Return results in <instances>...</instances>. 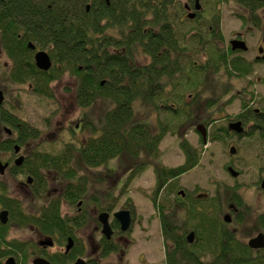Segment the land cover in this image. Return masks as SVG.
<instances>
[{
    "label": "trees",
    "instance_id": "16d2710c",
    "mask_svg": "<svg viewBox=\"0 0 264 264\" xmlns=\"http://www.w3.org/2000/svg\"><path fill=\"white\" fill-rule=\"evenodd\" d=\"M174 1L0 0V42L13 61L10 70L13 81L30 79L35 94L52 98L49 83L68 72L76 79L79 106L87 108L99 97L108 98L113 104L105 114L102 127H91L92 132L85 141L81 140L78 145L68 142L58 152L38 151L47 155L38 160L39 168L57 169L64 178L80 183L68 186L65 195L70 200L81 198L88 188L86 177L79 173L80 165L97 167L112 158L129 156L138 160L134 163V176L155 165L160 144L171 125L160 118L154 125L133 121L135 101H145L154 111H164L177 120L187 115L188 110L179 103V92L183 93L184 100L196 86L194 73L200 66L182 62L179 67L174 63V37L170 36L169 48H165L167 44L160 37L169 12L174 9ZM28 41L49 51L54 62L50 71L43 72L36 67ZM115 46L124 50L111 51ZM188 47L191 49V45ZM142 57L148 62L142 61ZM222 67L228 68L231 74L239 63L221 57L214 49L211 72H220ZM205 70L203 67L197 71ZM17 115L5 111L2 118L14 132L15 128L20 130L18 142L26 144L40 137L36 127ZM14 142L10 137L0 139V155L13 154ZM180 142L187 152L185 163L174 167L156 164L157 186L151 196L161 215L167 264H264V251L255 254L223 222L222 197L217 192L198 199L196 208L186 210L187 221H191L197 235L193 244L187 242L185 231L164 210V202L158 199L161 193L177 191V178L200 161L198 149H190L185 140ZM141 156L143 159L139 160ZM30 165L29 162L26 167L32 168ZM0 205L11 213L8 224L0 222V264H5L11 255L21 264H30L34 247L28 240L10 237L12 225L34 226L49 235L58 231L64 239L67 234L73 235V226L63 217L57 200L37 216L26 210L22 199L11 197L8 188L0 184ZM131 206L127 208L132 210ZM85 222L86 218L81 216L73 221L77 227ZM113 224L119 227L116 220Z\"/></svg>",
    "mask_w": 264,
    "mask_h": 264
},
{
    "label": "flooded vegetation",
    "instance_id": "af4514ba",
    "mask_svg": "<svg viewBox=\"0 0 264 264\" xmlns=\"http://www.w3.org/2000/svg\"><path fill=\"white\" fill-rule=\"evenodd\" d=\"M169 14L170 17L166 21L167 25H164L165 29L162 28L160 32V37L163 39L164 43L167 44L165 48H169L170 36H173V42L175 43L174 63L179 67L182 62L194 64L196 67L200 66L194 73L198 81V83H196V86L191 91H189L184 100L181 98L183 93L179 92V103L182 108L188 110L187 115L184 116L186 117V119H190L191 116L192 118L193 116L195 117V108L199 102L198 100L202 92H204L205 90V82L210 78L212 74L211 65L214 60V49L217 50L219 55L221 54V57L225 56L228 57V59L234 61L237 60L239 63L238 69H234L232 73L230 72L231 74H229L228 68L226 69V67H222L221 71L224 73V75L228 76L229 79L227 86L224 90H222V95L220 96V98H218V101H220L221 98L223 100L224 96L228 95L229 92L231 93L234 90L235 87L229 82L231 81L230 79H236L238 82H240L237 91L238 96H235L237 97V99L235 100L239 101L237 112L231 114L228 112V110L226 111L223 107L224 105H222L220 109L214 111L211 114H207L204 119L196 121V123H194L193 125L192 121H188L187 123L190 122L191 126L186 127V129H184V126L186 125L178 126L179 136H182L180 141L185 140L186 145L190 149H198L200 154L201 151L203 152V149L195 146V144H192L191 139H189L187 136L188 133H185V131L188 130L189 132L190 130V132L196 133L198 135V142L201 143L203 147H207L210 144L217 142L227 143L228 153L230 154V156H228V159L223 165V169L227 170L235 180L232 184H227L226 182L221 183L220 181L216 182V189L214 191V194H216L217 192L221 197V188L222 190L227 192L226 199L229 202L225 204L222 200V203L220 204V215H228L229 218H231L229 222L225 220V216L222 219L229 228L232 222L243 221V211L246 207H248L246 203V194L248 192H254V188L258 187V193L261 196H264V164L258 168V184H256V180L251 181L250 183H241L237 179L244 173V171L240 170V168L238 167L242 158V150L240 145L241 141L249 139V144H253L252 142L254 140V143L257 144L256 148L258 149V153L260 154V157L264 163V0H175L174 9L172 10V12H169ZM229 17H232L239 24V29L235 31L234 35L231 38L228 37L227 29L225 27L226 19ZM171 28L173 29L172 32ZM166 29H168L169 31H167ZM183 33L185 34L184 36ZM233 41H238L239 44H241L240 47L235 49ZM183 44L185 45L182 46ZM187 44L192 46L191 49ZM32 45H34L35 47L31 46L30 42L28 41V47L30 48V50H32L31 53L33 54V61L36 67L43 72L50 71V69L54 65V62L51 55L49 54V51L47 49H42L34 42H32ZM110 50L118 53L119 51L124 50V47H121L119 49L118 46H115L111 47ZM40 51L47 52L52 59V66L49 70H43L37 65L36 54ZM1 56L5 57L8 61L9 65L7 66V68L10 75L11 65L13 61L10 60L7 52L0 42V57ZM203 67H205L206 70L199 73L197 70L202 69ZM67 74L69 77L74 78L67 72L63 76L56 78L49 83V86L51 87L54 95L55 84L61 81ZM177 75L180 76V72H178ZM74 80L75 83L72 84V88L76 96L77 83L75 78ZM13 82H15L16 84H24L28 82V92L34 93L32 90L33 83L30 82V79H27L25 82L15 80ZM232 86L233 88H231ZM179 89L181 90V88ZM0 91L4 93L3 102L0 104V139L10 137L11 139H13V141H15L13 144V154L2 153L0 155V161L3 164H7L5 171L3 173H1L0 171V184H2L3 186L5 185L8 188V181L4 179V175H6L7 173L11 174L14 177H25V180L19 182L20 187H25L35 196L37 195L42 197L45 196V193L49 194V196L46 197V203L41 207L40 212L33 214L40 216L43 213V210L46 207L50 206L49 203L57 200L60 203L63 217L70 221V224L73 226L74 231L73 235L67 234L64 239L61 237L58 231H56L53 235H49L42 233L34 226H30L34 231H36V234H38L40 238L36 242L28 240L30 241V245L32 246V248L34 247V249L31 250L32 254L29 257V263L35 264L36 258L43 257L50 261L52 264H75L79 260L83 261L84 264H102L103 259L114 253L124 254L125 251L122 245V241L124 243H130V239L127 238L124 234L125 232L121 230V224L115 217V213L117 211H113V213L110 212L113 210L114 203H107V205L102 206L101 199L96 194L93 195V200L96 204L98 203V206H102L99 212L96 211L94 213L97 217L99 223L98 225H101L103 228V224L99 220V214L107 212L109 214V223L112 227L113 233L110 235V237H108L106 234H103L101 229V235L98 240H92L90 237L84 238L80 234L76 233L75 230H77L78 227L73 223V221H75L83 213L82 208L79 206L81 205V200L85 196L88 188L81 198H78L75 201L70 200L65 195L68 190V186L72 184V186L74 187L80 185V183L77 180L71 182L70 179L68 180L67 178H64L63 174L60 173V171L57 169L48 167L39 168L40 162L38 160H41L42 157L47 156L46 153L38 152L44 151L39 148L38 142L34 145V147H31V144L34 141H37L39 137L26 144H21L17 141V139L19 138L20 130L15 128L14 132V129L11 127L10 123H5L2 118L5 111L12 112L15 115L17 114L13 111L12 107H7L6 102L8 99L5 95V92L3 89H0ZM209 101L212 100H208V103ZM81 108L83 109V111L85 110L84 107ZM84 117L83 120L81 118V121L79 123L77 122L75 124V127L72 128L75 133H78L79 130L84 126ZM183 118H180V120ZM7 127L10 130L7 129ZM59 127L60 128L58 130V133L64 130L67 131L69 130V123H64ZM39 134H42L40 130ZM83 141H85V139H83ZM16 145L20 147L18 151L16 149ZM181 150L184 158L183 163H185L187 159V152L182 147ZM3 154L9 155L5 158H2ZM19 158H22V161H18ZM29 158H32L33 160ZM242 160H244V156ZM29 162L31 163L30 166L32 168L26 167L27 165H29ZM199 163L196 167H193L188 171L182 173L177 178V180H180L182 176H185L192 170L196 169L199 166ZM231 168L238 172L237 176H234L231 173ZM64 179H67L64 187L60 188L59 186H57L60 182L63 184L65 182ZM178 185L179 188L176 191L178 197L177 203L180 205V212H182L185 220L183 224L177 225L181 227L182 232L185 231L187 242L189 244H193L196 241L197 235L195 229L191 224V221H187L186 210L188 208H196L198 199H206L209 196H213L214 194L210 195L209 192H202V190L199 188L200 186L196 183H188L185 187H183L182 184ZM9 189L10 188H8V192ZM181 191H183L184 193H182ZM10 195L11 197H16L21 200V198L17 196H14L12 194ZM78 203H80L78 206V210L74 214H71L69 211H66L64 213V205L67 204L71 206V204ZM178 204L177 206H179ZM0 207L2 206L0 205ZM3 209L4 208L2 207L0 211ZM128 209L131 211L132 215H134L133 210H131L130 208ZM263 217L264 212L258 215L257 220L261 229L256 235L251 236L248 240L238 236L235 229L229 228L231 230H234L235 234L244 242H246L255 254L264 251V247L252 248L249 245V241L252 238L257 237L261 233H263L264 235ZM115 220L119 223V227L114 226L113 223ZM191 232L195 233L193 242H190L188 239V236ZM70 239L72 240V244L71 247L68 248ZM164 241H166L165 236ZM51 242L53 243L52 245H50ZM58 246L61 247L60 250L52 251V248ZM166 250L167 247L165 243L167 262ZM9 257H14L17 264H21L16 256L11 255Z\"/></svg>",
    "mask_w": 264,
    "mask_h": 264
},
{
    "label": "rangeland",
    "instance_id": "374dc122",
    "mask_svg": "<svg viewBox=\"0 0 264 264\" xmlns=\"http://www.w3.org/2000/svg\"><path fill=\"white\" fill-rule=\"evenodd\" d=\"M227 19L225 27L228 37L231 38L235 31L239 29V24L232 17ZM141 60L148 62L144 57ZM8 65L6 58L1 56L0 89L4 90L8 99L6 102L7 107H12L13 111L18 113L22 119L42 132L37 141L31 144V147H34L38 142L41 150L58 152L68 142L78 145L82 139L91 134L92 128L95 127L98 129L102 127L106 112L113 106L108 98L99 97L83 111L77 103L72 88L75 80L69 77L68 74L55 84V95L52 98L28 92V82L24 84H16L13 82L8 72ZM228 79V76L224 75L223 72L212 71L210 78L205 82V90L202 92L195 108V117L193 116L192 118L191 116L190 119L184 117L181 120H177L171 114L164 111H154L145 101H135V117L133 121L154 125L157 123L158 118H160V120L163 119L165 120L164 122H168L171 125L169 127L170 131L160 144V154L154 160L155 165L174 167L183 163L184 158L180 144L182 136H179L178 133L179 125H186L184 126V129H186V127L191 126L190 122L187 123L188 121H192L193 125L196 121L204 119L207 114H211L220 109L222 105L231 114L237 112L239 101L235 100L237 99L235 96H238L237 91L240 82L236 79H230L231 81L229 82L235 87L234 90L224 96L223 100L221 98L218 101V98L222 95V90L228 84ZM208 100L212 101L208 103ZM83 117L85 124L78 133H75L72 128L75 127L77 122L79 123L81 121V118L83 120ZM67 122L69 123V130L58 133L59 126ZM185 133H188L187 136L191 139L192 144L202 148L203 152L201 151L199 166L185 176H182L180 180H177V183L182 184L183 187L188 183H196L200 186L199 188L202 192H209L210 195L214 194L216 182L220 181L221 183L226 182L227 184H232L235 179L227 170L223 169V165L228 159V156H230L227 143L217 142L203 147L198 142V135L196 133L190 132V130L189 132L188 130L185 131ZM248 141L249 139H245L240 142L241 155L242 158L244 156V160L241 158L238 167L244 173L237 179L241 183L257 181L258 168L264 164L256 148L257 144L254 143L255 141L253 140V144H249ZM8 155L3 154L2 158ZM142 159L143 156L139 157V160ZM137 161L132 160L129 156H118L97 167L83 166L82 168L80 165V169L78 168L80 170L79 173L81 176L86 177L84 178L87 181L88 190L81 200L82 203L80 206V203L71 204V206L66 204L63 206L64 213L69 211L71 214H74L78 210V206L81 207L83 210L81 217H85L86 222L75 230L76 233L84 238L90 237L92 240H98L101 235L102 226L98 225L99 223L94 213L96 211L99 212L101 207L107 205V203H114L113 210L110 211L111 213L121 209H128L126 207L132 205L134 221L132 227L124 233L130 239V243H124L122 241L125 253H114L103 259L102 264H167L161 215L151 198L157 186L155 165H151L147 169L137 172L134 176L133 167ZM130 176H132L131 179ZM4 179L8 181L9 193L21 198L28 212H40L49 194L45 193V196L42 197L35 196L25 187H20L19 182L26 179L23 176L14 177L7 173L4 175ZM64 180L65 182L63 184L60 182L57 186L63 188L67 182V179ZM256 184H258V181ZM220 193L223 203H228L229 201L226 199L227 192L221 188ZM94 194L101 199L102 206H98V203H95L93 200ZM158 199L160 202H164V210H167L166 212L173 222L180 225L184 223V216L180 212V205L177 203L178 197L176 190L172 191L171 194H168L166 190L161 193ZM246 203L248 207L243 211V221H234L230 224L229 228L235 229L238 236L248 240L261 229L257 218L260 213L264 212V196L258 193V187L254 188V192H248L246 194ZM224 216L222 214L221 218L223 219ZM10 237H17L32 242H36L40 238L31 227L21 228L14 225L11 227ZM60 246L52 248V251L60 250Z\"/></svg>",
    "mask_w": 264,
    "mask_h": 264
},
{
    "label": "water",
    "instance_id": "95a60500",
    "mask_svg": "<svg viewBox=\"0 0 264 264\" xmlns=\"http://www.w3.org/2000/svg\"><path fill=\"white\" fill-rule=\"evenodd\" d=\"M233 42H234V48L235 49L240 47L241 44H239L238 41H233ZM30 45L35 47L34 45H32V42H30ZM36 62H37L38 67L43 69V70H49L50 67L52 66V59H51L50 55L45 51H40L36 54ZM3 99H4V93L2 91H0V104L3 102ZM198 128H200V127H198ZM7 129H9V128L7 127ZM204 136H205V134H204ZM19 148L20 147L18 145H16L17 151L19 150ZM18 161H22V158H19ZM6 167H7V164H3L0 161L1 173H3L5 171ZM230 170L234 176H237L238 172H236L232 168ZM181 192L184 193L183 191H181ZM115 217L120 222L122 231L125 232L132 227L133 215L129 209H121V210L117 211L115 213ZM99 220L103 224V228H102L103 234H106L108 237H110V235L113 233V230H112V227L109 223V214L107 212H103V213L99 214ZM225 220L229 222L231 220V218H229V216L227 215V216H225ZM0 222L2 224H7L9 222V216H8L7 210H1L0 211ZM194 236H195L194 232H191L189 234L188 239L190 242L194 241ZM71 242H72V240L70 239V243L68 245V248L71 247V244H72ZM52 244L53 243L51 242L50 245H52ZM249 245L252 248L264 247V235H263V233L259 234L257 237L252 238L249 241ZM5 262H6V264H17L14 257L7 258ZM35 264H52V263L43 257H38L35 259ZM75 264H84V263H83V261L79 260Z\"/></svg>",
    "mask_w": 264,
    "mask_h": 264
},
{
    "label": "bare ground",
    "instance_id": "6f19581e",
    "mask_svg": "<svg viewBox=\"0 0 264 264\" xmlns=\"http://www.w3.org/2000/svg\"><path fill=\"white\" fill-rule=\"evenodd\" d=\"M89 8V6H88ZM85 124V123H84ZM85 139V138H84ZM83 140V139H82ZM3 210H7L8 211V216H9V220H10V216H11V213H10V210L8 208H4Z\"/></svg>",
    "mask_w": 264,
    "mask_h": 264
}]
</instances>
